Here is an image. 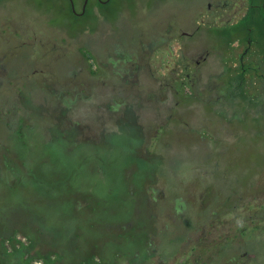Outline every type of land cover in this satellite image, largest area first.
<instances>
[{"label":"rangeland","instance_id":"374dc122","mask_svg":"<svg viewBox=\"0 0 264 264\" xmlns=\"http://www.w3.org/2000/svg\"><path fill=\"white\" fill-rule=\"evenodd\" d=\"M68 1L0 0V264H264V88L226 87L244 8Z\"/></svg>","mask_w":264,"mask_h":264},{"label":"flooded vegetation","instance_id":"af4514ba","mask_svg":"<svg viewBox=\"0 0 264 264\" xmlns=\"http://www.w3.org/2000/svg\"><path fill=\"white\" fill-rule=\"evenodd\" d=\"M216 1L219 5L221 0ZM107 2L109 0H82L79 10L72 0H69L68 4L72 15L82 16L91 13L93 4L104 5ZM238 2L244 8L243 13L229 26H224L225 30L228 29V33L233 32V34L225 31L220 34L223 36L228 34L229 38H235L240 50L239 64L231 66L229 70L243 69L247 74L249 88L257 82H260L261 88H264V0H238ZM211 4L212 2H209L207 7L210 8Z\"/></svg>","mask_w":264,"mask_h":264},{"label":"trees","instance_id":"16d2710c","mask_svg":"<svg viewBox=\"0 0 264 264\" xmlns=\"http://www.w3.org/2000/svg\"><path fill=\"white\" fill-rule=\"evenodd\" d=\"M226 75H231V72L228 69H224L221 73H219L216 77V79L218 80H222L223 77H225ZM246 73L243 69H241L240 71L237 72H233L232 76H229L228 79V85L227 87V91H228V95L227 97H231L229 100V102H237L240 103L241 101L243 102H254L255 98L258 99V102L261 101V99L259 98V96L257 97L255 94L254 96H250V91L248 92V88L246 85ZM263 103V101H261V104ZM262 113V112H261ZM24 255H27L26 257L28 258V260H32L33 258L30 257V255L28 254V252L26 250H24ZM45 264H57L55 263V261H49L46 260Z\"/></svg>","mask_w":264,"mask_h":264}]
</instances>
